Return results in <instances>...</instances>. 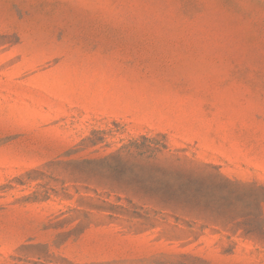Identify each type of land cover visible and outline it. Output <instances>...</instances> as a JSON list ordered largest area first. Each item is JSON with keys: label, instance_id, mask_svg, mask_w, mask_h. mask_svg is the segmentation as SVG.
<instances>
[{"label": "rangeland", "instance_id": "374dc122", "mask_svg": "<svg viewBox=\"0 0 264 264\" xmlns=\"http://www.w3.org/2000/svg\"><path fill=\"white\" fill-rule=\"evenodd\" d=\"M0 264H264V0H0Z\"/></svg>", "mask_w": 264, "mask_h": 264}]
</instances>
